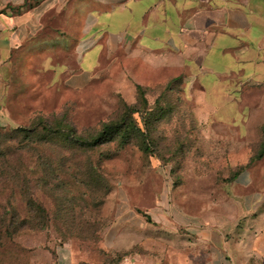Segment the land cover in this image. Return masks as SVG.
I'll return each mask as SVG.
<instances>
[{"label": "crops", "instance_id": "0c3cea01", "mask_svg": "<svg viewBox=\"0 0 264 264\" xmlns=\"http://www.w3.org/2000/svg\"><path fill=\"white\" fill-rule=\"evenodd\" d=\"M40 74L66 90L109 78L130 104L136 86L180 89L209 152H256L264 0H0V126L16 123L22 83L35 92ZM248 169L236 179L239 210L222 225L168 210L157 212L159 227L117 228L119 264H264V186Z\"/></svg>", "mask_w": 264, "mask_h": 264}, {"label": "rangeland", "instance_id": "374dc122", "mask_svg": "<svg viewBox=\"0 0 264 264\" xmlns=\"http://www.w3.org/2000/svg\"><path fill=\"white\" fill-rule=\"evenodd\" d=\"M39 77L35 92L22 83L26 105L13 108L16 123L0 126V264H119L111 244L120 226L159 227L157 212L168 210L200 226L222 225L239 210L234 199L244 191L236 179L245 168L264 186L260 148L209 152L213 141L191 119L180 89L145 90L147 104L134 105L136 96L128 103L109 78L66 90ZM39 119L84 140L124 119L143 134L125 121L126 142L77 151L47 132L16 131Z\"/></svg>", "mask_w": 264, "mask_h": 264}, {"label": "trees", "instance_id": "16d2710c", "mask_svg": "<svg viewBox=\"0 0 264 264\" xmlns=\"http://www.w3.org/2000/svg\"><path fill=\"white\" fill-rule=\"evenodd\" d=\"M147 104L146 98H145V89L136 86V101L134 105H138L139 103ZM133 107H128L129 110H131V113L137 112ZM125 121L128 122L126 119L121 121L120 123L116 124H108L104 125L102 131L98 133L96 137L91 138L90 140H84L80 137H77L75 134V130L67 125H60L56 124L54 127L51 126L49 123L45 122L42 119H39L35 128L32 130H26L22 128H17V132H22L27 135V138H37L39 136V132H47L51 139H58L62 141H67L69 143V146L71 145V148L77 150V151H91L95 148L104 145L106 143L112 142L115 140V138L119 137L120 139H124V142L127 141L129 138L125 133L121 132L124 128ZM128 123H131L130 121ZM132 124V123H131ZM133 130H136L140 135L143 134V132L136 127V125L132 124ZM40 127V128H39ZM51 135L53 137H51ZM47 138V137H43ZM260 158L264 156V127L262 128V141L260 144V150H259ZM92 172H96L97 168L92 167L90 169ZM56 179L58 176H56ZM121 258L124 257L123 255H120ZM120 258V259H121Z\"/></svg>", "mask_w": 264, "mask_h": 264}]
</instances>
